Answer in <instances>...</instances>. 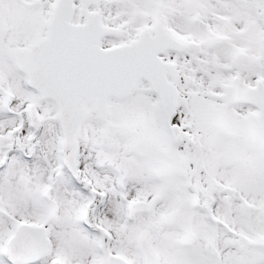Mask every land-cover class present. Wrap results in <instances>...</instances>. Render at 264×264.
<instances>
[{"label":"snow or ice","instance_id":"1","mask_svg":"<svg viewBox=\"0 0 264 264\" xmlns=\"http://www.w3.org/2000/svg\"><path fill=\"white\" fill-rule=\"evenodd\" d=\"M0 264H264V0H0Z\"/></svg>","mask_w":264,"mask_h":264}]
</instances>
